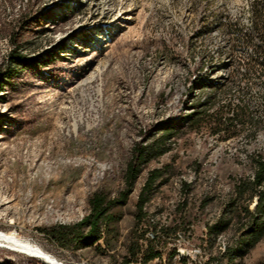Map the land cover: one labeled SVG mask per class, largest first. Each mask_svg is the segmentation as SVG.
Here are the masks:
<instances>
[{"label": "rangeland", "instance_id": "rangeland-1", "mask_svg": "<svg viewBox=\"0 0 264 264\" xmlns=\"http://www.w3.org/2000/svg\"><path fill=\"white\" fill-rule=\"evenodd\" d=\"M219 2L0 0V232L57 263L122 264L133 241L150 243L136 203L149 171L159 168L145 223H168L170 232L190 225L196 242L208 228L209 253L213 236L227 240L223 264H264V236L244 255H227L240 231L237 208L253 209L256 200L237 195V186L264 157V31L254 8L264 16V0H237V34L209 31L218 12L233 9ZM248 15L252 27L243 24ZM207 55L221 71L232 68L231 79L200 109L209 90L186 94L200 68L193 56ZM230 99H237V125L215 114ZM164 129L170 149L142 167L99 242L73 250L42 232L78 223L95 193L116 197L137 143L151 144ZM217 222L228 225L211 232ZM10 254L30 256L0 246V255Z\"/></svg>", "mask_w": 264, "mask_h": 264}, {"label": "trees", "instance_id": "trees-1", "mask_svg": "<svg viewBox=\"0 0 264 264\" xmlns=\"http://www.w3.org/2000/svg\"><path fill=\"white\" fill-rule=\"evenodd\" d=\"M256 13L257 28L264 31V16L260 7L254 6ZM14 57V56H13ZM0 70V87L4 76ZM171 130L164 129L163 134L151 144L137 143L135 155L129 161L124 177V187L116 197L109 198L101 193H95L89 199V213L73 225H54L41 229L42 232L56 245L64 248L70 247L73 250L95 245L100 241L104 228H107L114 220L110 211L114 206H122L134 190L135 184L141 173L142 167L149 161L164 155L170 147L167 145L170 139ZM256 170L252 179H244L237 186V195L244 196L249 193L254 196L255 204L253 209L249 205L240 206L239 220L240 231L237 234L235 244L229 248V258L235 259L246 253V250L254 246L264 236V157L256 159ZM163 171L159 168L149 171L148 176L141 187L136 203L137 223L143 224L147 218L145 208L149 203L152 194L161 184ZM189 184L184 183L185 190L189 189ZM228 223L222 225L218 222L210 227V231H218L225 228ZM128 250L132 257L125 258L122 264H131V261L150 262L157 258L161 252L153 242L146 247L140 246L137 241H133ZM31 256L17 254L0 255V264H37ZM39 264V263H38Z\"/></svg>", "mask_w": 264, "mask_h": 264}, {"label": "bare ground", "instance_id": "bare-ground-1", "mask_svg": "<svg viewBox=\"0 0 264 264\" xmlns=\"http://www.w3.org/2000/svg\"><path fill=\"white\" fill-rule=\"evenodd\" d=\"M219 5L224 9L226 7H233V9H230L229 11H220L218 12L219 15L216 16L215 21L210 25L209 31L213 34L215 33H230V34H237V0H220ZM249 10V9H248ZM247 10V11H248ZM251 13V12H250ZM249 13V14H250ZM252 16V15H251ZM252 19L250 15L246 16L243 24L245 26H251L252 25ZM252 27V26H251ZM249 29V28H248ZM251 29V28H250ZM249 29V30H250ZM253 30V29H251ZM236 45V44H235ZM233 46L231 43H228L226 41H223V46L225 48H237V46ZM194 62H196V65H199V70L193 74L191 81L189 83L188 89L190 91L186 94L187 96H190L191 94L197 95V91L201 90H209L207 92H203L204 94L201 95L199 99V105L200 109L204 107H208L209 104H211L212 100L216 98V93H212L211 90H213L214 87H224L226 88V85L228 84V78L229 81L231 79L229 70L232 68H229L228 70H220L219 65L220 61H217V58L213 56H193ZM237 93V92H236ZM235 98V97H234ZM231 104H228L225 106L226 103L221 101L220 103H217V111L215 112L216 115H219L220 117L223 114V120L225 122H228V124H234L237 125V99L233 102V100L230 99ZM224 111V113H223ZM199 112V111H198ZM185 120V119H184ZM74 122V121H73ZM73 124V123H71ZM233 125V126H234ZM77 128V123H74V132ZM147 220V219H146ZM145 220V221H146ZM145 221L142 224V228L144 231V235H150L151 237H158L163 236V234H167L168 231H170L169 224L168 223H155V219H151V221ZM63 225V224H62ZM205 234H204V242L202 243V254L208 256L209 260H216V257H221L224 253H226L228 244L227 240L222 235L213 236V253H209L206 249L208 246V228H205ZM173 235H180L181 230L177 229L175 231L170 232ZM0 246H3L4 248L7 247L11 250L24 253L33 257H38L45 262L49 264H60L57 263L50 255L46 254L42 249L37 248L33 244L22 240L18 237H16L13 234L10 233H4L0 232ZM78 260H82V262H85L86 264H89L86 259L83 257H80ZM138 264H164L163 261H157L152 260L150 262H144V261H137ZM169 264H188L187 261L183 260H176V262H169Z\"/></svg>", "mask_w": 264, "mask_h": 264}, {"label": "built area", "instance_id": "built-area-1", "mask_svg": "<svg viewBox=\"0 0 264 264\" xmlns=\"http://www.w3.org/2000/svg\"><path fill=\"white\" fill-rule=\"evenodd\" d=\"M192 226L181 229L180 235H173L168 231L163 236L151 237L144 235L146 242H153L161 254L154 260L176 262V260L187 261L188 264H223L224 255L216 257V260H209L208 256L202 254L203 237L198 242L195 237H191ZM163 243V244H161ZM182 254V256H180ZM60 264H86L82 260L73 259L72 261H60ZM131 264H138L137 261H131Z\"/></svg>", "mask_w": 264, "mask_h": 264}, {"label": "water", "instance_id": "water-1", "mask_svg": "<svg viewBox=\"0 0 264 264\" xmlns=\"http://www.w3.org/2000/svg\"><path fill=\"white\" fill-rule=\"evenodd\" d=\"M180 256H182V254H180Z\"/></svg>", "mask_w": 264, "mask_h": 264}]
</instances>
